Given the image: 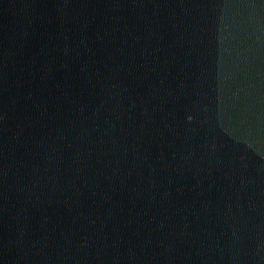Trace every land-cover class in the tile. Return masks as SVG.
Instances as JSON below:
<instances>
[{
	"label": "water",
	"instance_id": "water-1",
	"mask_svg": "<svg viewBox=\"0 0 264 264\" xmlns=\"http://www.w3.org/2000/svg\"><path fill=\"white\" fill-rule=\"evenodd\" d=\"M0 264H264V0H0Z\"/></svg>",
	"mask_w": 264,
	"mask_h": 264
}]
</instances>
